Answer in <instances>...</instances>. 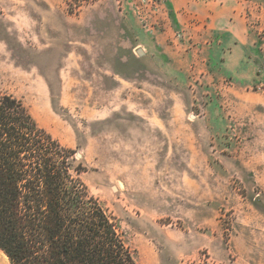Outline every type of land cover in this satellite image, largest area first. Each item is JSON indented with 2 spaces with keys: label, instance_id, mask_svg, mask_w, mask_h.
<instances>
[{
  "label": "rangeland",
  "instance_id": "1",
  "mask_svg": "<svg viewBox=\"0 0 264 264\" xmlns=\"http://www.w3.org/2000/svg\"><path fill=\"white\" fill-rule=\"evenodd\" d=\"M261 54L264 0H0V92L72 150L138 264H264Z\"/></svg>",
  "mask_w": 264,
  "mask_h": 264
},
{
  "label": "trees",
  "instance_id": "2",
  "mask_svg": "<svg viewBox=\"0 0 264 264\" xmlns=\"http://www.w3.org/2000/svg\"><path fill=\"white\" fill-rule=\"evenodd\" d=\"M72 156L0 92V251L10 264H138Z\"/></svg>",
  "mask_w": 264,
  "mask_h": 264
},
{
  "label": "crops",
  "instance_id": "3",
  "mask_svg": "<svg viewBox=\"0 0 264 264\" xmlns=\"http://www.w3.org/2000/svg\"><path fill=\"white\" fill-rule=\"evenodd\" d=\"M244 40H245V36H243L242 39H240L239 41L244 42ZM239 46H240L239 44H235V43L233 44L232 43V49H230L226 55L227 59L234 57V53H235L236 49H238ZM258 57H259V59L255 62L252 59L250 60V58L248 56H246L244 58V60H248L249 64H251V65H249L246 62H244V64H243V67H244L243 72L246 75L252 76L257 69L258 70L261 69L262 65L264 64L263 63L264 62V56L261 54V56H258ZM258 79H259V82L264 81V70H263V73L261 72ZM261 102L262 103H259L258 105H255V104L250 105V110L252 112L251 120L253 122H256V123H260L262 121L261 119H259L258 121H255V117L257 118V117L261 116L260 114H262V117H263V114H264V95H263V98L261 99ZM251 142L253 144H256L259 149L264 150V140L263 139L260 138V140H251ZM262 155L264 156V151H263Z\"/></svg>",
  "mask_w": 264,
  "mask_h": 264
},
{
  "label": "built area",
  "instance_id": "4",
  "mask_svg": "<svg viewBox=\"0 0 264 264\" xmlns=\"http://www.w3.org/2000/svg\"><path fill=\"white\" fill-rule=\"evenodd\" d=\"M259 89L264 90V81H262V83H260Z\"/></svg>",
  "mask_w": 264,
  "mask_h": 264
},
{
  "label": "bare ground",
  "instance_id": "5",
  "mask_svg": "<svg viewBox=\"0 0 264 264\" xmlns=\"http://www.w3.org/2000/svg\"><path fill=\"white\" fill-rule=\"evenodd\" d=\"M5 258H6V257H5ZM0 264H5V263H4V262H2V261H1V259H0Z\"/></svg>",
  "mask_w": 264,
  "mask_h": 264
}]
</instances>
